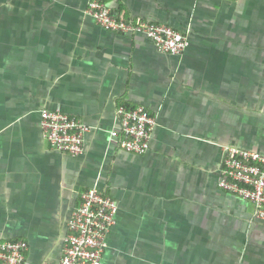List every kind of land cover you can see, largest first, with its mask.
<instances>
[{"label":"crops","instance_id":"1","mask_svg":"<svg viewBox=\"0 0 264 264\" xmlns=\"http://www.w3.org/2000/svg\"><path fill=\"white\" fill-rule=\"evenodd\" d=\"M88 1L0 0V242L59 264L95 187L118 204L104 264H264V219L218 187L227 147L264 154V0H104L186 33L182 54L104 29ZM120 105L156 116L144 154L111 137ZM43 108L90 126L82 153L49 145Z\"/></svg>","mask_w":264,"mask_h":264},{"label":"built area","instance_id":"2","mask_svg":"<svg viewBox=\"0 0 264 264\" xmlns=\"http://www.w3.org/2000/svg\"><path fill=\"white\" fill-rule=\"evenodd\" d=\"M86 10L108 31L143 33L162 53L182 54L190 44L186 33L165 23L121 19L104 0H89ZM40 115L43 135L52 148L72 155L84 151V137L90 130L88 124L60 110L43 108ZM116 118L119 126L111 130V137L121 148L137 154L147 152L156 116L141 105H120ZM218 187L252 203L254 215L264 219V154L227 147ZM117 210V201L112 196L95 187L86 189L68 222L59 264H104L107 236L116 224ZM26 248L23 240L1 241L0 264H24Z\"/></svg>","mask_w":264,"mask_h":264}]
</instances>
